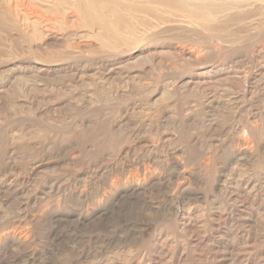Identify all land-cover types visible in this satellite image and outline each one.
Returning <instances> with one entry per match:
<instances>
[{
  "label": "rangeland",
  "instance_id": "374dc122",
  "mask_svg": "<svg viewBox=\"0 0 264 264\" xmlns=\"http://www.w3.org/2000/svg\"><path fill=\"white\" fill-rule=\"evenodd\" d=\"M185 1L0 0V264H264V0Z\"/></svg>",
  "mask_w": 264,
  "mask_h": 264
},
{
  "label": "bare ground",
  "instance_id": "6f19581e",
  "mask_svg": "<svg viewBox=\"0 0 264 264\" xmlns=\"http://www.w3.org/2000/svg\"><path fill=\"white\" fill-rule=\"evenodd\" d=\"M104 1H106V0H104ZM171 1H175V0H171ZM189 1L190 0H186L185 1V3H189ZM32 9V8H31ZM37 11V10H36ZM32 13H33V15L35 16V18L33 19V20H36L37 21V17H38V15L35 13V10H32ZM28 15V14H27ZM44 17V16H43ZM117 17H119V16H117ZM30 19V18H29ZM46 19V18H45ZM40 20V19H39ZM31 21V20H30ZM51 21V20H50ZM35 23V22H34ZM49 24V23H48ZM39 25V24H38ZM255 30V29H254ZM81 39V38H80ZM80 41H82L81 42V46L82 47H87L88 45H89V43H88V41H83V40H80ZM77 43H79V41L77 42ZM255 45V44H254ZM258 46V45H257ZM260 46V45H259ZM175 47V46H174ZM261 48L263 49L264 48V46H261ZM174 52H180L182 55H184L188 60H192V59H194L195 58V56H194V52L191 50V49H185V48H183V47H179V46H177V47H175L174 48V50H173ZM253 51H254V49H253ZM262 53V52H261ZM253 55V54H252ZM254 55H255V53H254ZM264 55V54H263ZM238 64V63H237ZM204 71V70H203ZM264 73V72H263ZM240 76V75H239ZM263 77V76H262ZM258 82V81H257ZM186 84V83H185ZM264 86V85H263ZM244 94V93H243ZM145 167V166H144Z\"/></svg>",
  "mask_w": 264,
  "mask_h": 264
}]
</instances>
